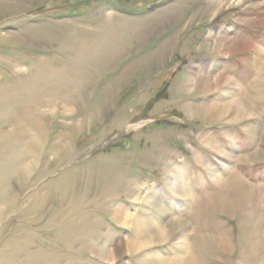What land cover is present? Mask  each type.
<instances>
[{
    "label": "rangeland",
    "instance_id": "374dc122",
    "mask_svg": "<svg viewBox=\"0 0 264 264\" xmlns=\"http://www.w3.org/2000/svg\"><path fill=\"white\" fill-rule=\"evenodd\" d=\"M259 51L264 0H0V264H264Z\"/></svg>",
    "mask_w": 264,
    "mask_h": 264
},
{
    "label": "bare ground",
    "instance_id": "6f19581e",
    "mask_svg": "<svg viewBox=\"0 0 264 264\" xmlns=\"http://www.w3.org/2000/svg\"><path fill=\"white\" fill-rule=\"evenodd\" d=\"M225 39L223 38V37H221L220 39H219V42H218V44L216 45V48H217V50H220L223 46H224V43H223V41H224ZM237 45V44H236ZM234 47V44L232 45V48ZM238 47V46H237ZM241 49V48H240ZM244 50V49H243ZM225 51V50H224ZM234 51H236V50H234ZM238 51V50H237ZM236 51V52H237ZM241 52V51H240ZM260 52V57H259V59H258V62L255 64L256 66H257V68L262 72V71H264V60L262 59V58H264V51H259ZM219 77V76H218ZM222 80H224L223 78H222ZM225 81V80H224ZM223 82V81H222ZM214 84H217V85H219V84H221V81L218 79V80H216V79H210L209 77H206V79H205V83H204V85H205V88L206 89H208L209 88V86H211V85H214ZM204 85H203V87H204ZM197 91V90H196ZM207 91V90H206ZM246 100V101H245ZM243 99V98H237V99H235V100H231L232 102H229L227 105H223V106H210L209 107V109L207 108V109H205L204 111L203 110H200V112L201 111H203V114L201 115V116H203V117H206V116H208V117H210V119H212V121H214V118L215 117H217L216 119H217V121H222V120H224V119H226L228 116H230L231 114H233L234 115V117L236 116V118L238 117V118H245V117H248V116H251V115H253V113H252V111L254 110V106L251 104V103H249V102H247V99ZM216 105H218V104H216ZM222 105V104H221ZM216 115V116H215ZM200 116V117H201ZM199 117V118H200ZM215 119V120H216ZM234 199H236V198H234ZM237 200V199H236ZM228 201V200H227ZM230 202L232 201V200H229ZM228 201V202H229ZM235 202V201H234ZM237 202V201H236ZM235 202V203H236ZM232 205H234V203L232 204ZM231 205V206H232ZM133 219V218H132ZM171 225V228H172V232L174 231V229L175 230H178V229H181L182 227H183V223L180 221V222H174V223H170ZM260 223L258 222V223H256V228H254V237H255V241H254V243L253 242H251V241H248L247 242V244H249V247H251V252H253V253H255V251H257V253H258V251L261 249V244H260V241H259V237H260V230H259V225ZM262 225H264V223H261V226ZM138 226H139V228H140V235H142V237H144L143 239L145 240V242L146 243H148V244H151L152 242H155V241H157V240H159V239H161V238H163V237H165L166 238V236L167 235H165V233H157V235H155L154 237L152 236L151 238H150V232H153V228L152 227H149L148 226V224H143V223H140V224H138ZM263 227V226H262ZM260 229H262V228H260ZM264 230V229H263ZM168 237V236H167ZM140 240H142V239H140ZM217 241V240H216ZM220 241H221V239H220ZM226 242L225 241H223L222 242V244H220V246L222 245V246H224V247H226V244H225ZM248 247V246H247ZM263 248V247H262ZM190 255V254H189ZM178 257V256H177ZM178 260L180 259V258H177ZM176 259V260H177ZM177 260V261H178ZM197 259H195V256H193V257H188V255L187 256H183L182 258H181V263H179V264H197L196 261ZM180 261H178V262H180ZM173 262V261H172ZM176 264V263H175Z\"/></svg>",
    "mask_w": 264,
    "mask_h": 264
}]
</instances>
